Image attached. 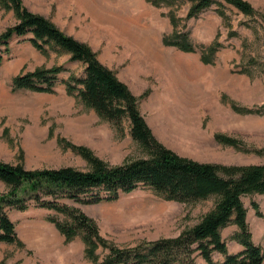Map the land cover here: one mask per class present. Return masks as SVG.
<instances>
[{
  "label": "rangeland",
  "instance_id": "374dc122",
  "mask_svg": "<svg viewBox=\"0 0 264 264\" xmlns=\"http://www.w3.org/2000/svg\"><path fill=\"white\" fill-rule=\"evenodd\" d=\"M152 1L23 0L29 10L98 53L138 97L139 110L160 143L203 163H264V0H246L255 16L223 2L224 17L214 4L192 18L190 0H156L159 6ZM17 20L12 8L0 4V32ZM181 32L189 34L195 51L166 43ZM216 41L221 47L214 61L204 62V49ZM10 46L0 68V160L28 169L89 170L88 159L72 146L86 147L112 166L147 156L132 138L128 122L121 132L66 92L63 81L70 73L81 76L83 63L71 61L70 54L52 44L39 51L25 37H15ZM60 64L65 71L54 93L13 91L15 76ZM6 190L0 182V192ZM215 199L181 202L144 186L114 201H61L92 218L109 245L129 247L179 236L213 209ZM243 201L253 241L264 250V194L245 195ZM9 214L21 243H0V264H93L109 251L100 244L95 257L89 255L81 235L68 240L48 220L63 215L33 201L27 210L12 208ZM28 219L32 221L26 223ZM238 231L234 223L221 230L231 253L243 249ZM194 255L197 264H207L198 252ZM213 257L224 259L219 252Z\"/></svg>",
  "mask_w": 264,
  "mask_h": 264
},
{
  "label": "trees",
  "instance_id": "16d2710c",
  "mask_svg": "<svg viewBox=\"0 0 264 264\" xmlns=\"http://www.w3.org/2000/svg\"><path fill=\"white\" fill-rule=\"evenodd\" d=\"M152 1V0H151ZM175 0H161V2ZM189 18L198 17L203 11L217 4L223 15L224 3L238 8L243 13L255 16V9L246 0H190ZM157 6L156 0L152 1ZM0 4L15 11L17 22L0 32V68L5 56L11 51L15 37H25L39 51L46 52L47 46L55 45L70 54L71 61L84 64L81 76L70 73L63 81L66 92L80 99L85 106L124 131L126 122L130 133L147 156L136 158L119 165H110L96 157L86 147H75L88 159L89 170L73 166L28 169L21 163L0 160V182L7 190L0 192V243H21L17 223L12 220L9 209L25 211L33 201L36 205L54 210L63 215L48 218L68 240L81 235L87 244V252L95 257L98 245H105L108 253L93 264H197L198 252L207 264H262L264 250L253 241L247 223V208L243 196L253 193L264 194V163L245 166H225L203 163L179 155L160 143L142 115L138 97L128 85L120 80L114 70L104 64L98 53L87 43L68 35L47 17L32 12L23 0H0ZM29 35V36H28ZM184 51H195L187 32L177 33L167 40ZM221 47L213 42L202 54L204 62H213ZM63 65L37 68L21 73L12 80L13 91L30 90L54 93ZM264 108L260 109V112ZM222 139V135H217ZM149 187L166 198L195 202L215 197L213 209L208 211L193 228L177 237L160 238L136 246L118 247L109 245L100 237L92 218L75 206L61 199L82 203L114 201L123 194L140 187ZM253 205L257 208L256 202ZM234 223L236 234L243 249L236 253L228 250L221 230ZM224 256L223 261L214 260L213 253ZM6 264V263H1ZM18 264V263H13Z\"/></svg>",
  "mask_w": 264,
  "mask_h": 264
},
{
  "label": "bare ground",
  "instance_id": "6f19581e",
  "mask_svg": "<svg viewBox=\"0 0 264 264\" xmlns=\"http://www.w3.org/2000/svg\"><path fill=\"white\" fill-rule=\"evenodd\" d=\"M147 39H149V38H147ZM145 42V41H144ZM143 42V43H144ZM151 43H149L148 45L151 47V45H150ZM154 45V44H153ZM155 45H156V43H155ZM147 46V45H146ZM149 47V48H150ZM158 47V46H157ZM151 49V48H150ZM154 49V48H153ZM152 50V49H151ZM151 52H153V53H158L159 52V49L158 50H152Z\"/></svg>",
  "mask_w": 264,
  "mask_h": 264
},
{
  "label": "crops",
  "instance_id": "0c3cea01",
  "mask_svg": "<svg viewBox=\"0 0 264 264\" xmlns=\"http://www.w3.org/2000/svg\"><path fill=\"white\" fill-rule=\"evenodd\" d=\"M30 221H32V220H29V219H28V220H26L25 222L27 223V222H30ZM19 224H20V223H19ZM24 224H25V223H24ZM17 227H18V225H17Z\"/></svg>",
  "mask_w": 264,
  "mask_h": 264
}]
</instances>
